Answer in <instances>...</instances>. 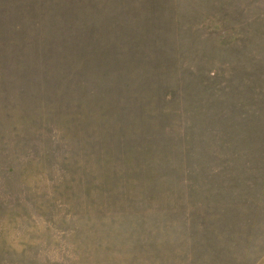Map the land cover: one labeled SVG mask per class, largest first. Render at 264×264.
Instances as JSON below:
<instances>
[{"label": "rangeland", "instance_id": "374dc122", "mask_svg": "<svg viewBox=\"0 0 264 264\" xmlns=\"http://www.w3.org/2000/svg\"><path fill=\"white\" fill-rule=\"evenodd\" d=\"M111 11L150 31L134 56L170 88H152L139 120L100 102L73 122L41 99L85 70L72 60L104 57L73 29ZM0 12V264H264V107L238 137L219 117L204 125L198 104L200 76L223 85L264 65V0H0ZM237 74L229 86L247 91ZM163 94L175 97L158 106ZM162 109L172 116L158 129ZM178 111L190 117L180 127Z\"/></svg>", "mask_w": 264, "mask_h": 264}, {"label": "trees", "instance_id": "16d2710c", "mask_svg": "<svg viewBox=\"0 0 264 264\" xmlns=\"http://www.w3.org/2000/svg\"><path fill=\"white\" fill-rule=\"evenodd\" d=\"M111 12L113 19L110 22H108V20H110L108 18L102 25L99 24V22H95L96 25L94 26L84 27L83 25L73 29L75 36H73L72 39L78 38L81 42L80 45H92L89 47L85 46L87 49L97 50L98 47L102 48L101 51L104 57H98L101 59L96 61L89 60L83 62L80 60L77 65L76 62L72 60L71 67L74 68L77 66L78 69L85 70H79L77 72H71V74H67L66 76H61L63 80L59 83L56 81L55 83L52 82L55 84V87H51L52 90H61H58L57 93L50 98L41 99V103L50 102L49 105L52 106V109H62V107L66 109L67 112H65V114H68L72 121L73 118H75L74 121L85 118L83 117L85 116L83 110L91 111L93 105H100V102L101 105L105 107L108 105L115 107L114 109H117L120 115L118 116L119 118L123 114L125 118L133 117V119L139 120L142 115L141 109L143 105L152 100V88L157 86L166 91L170 88L166 83V78L168 77V82L171 77L169 74L160 79L161 83H152L153 85H150L151 81L149 80L153 79L157 81L159 78V75L156 76V72H152L153 66H155L156 69L158 63L156 64L153 60L146 57H141L140 59V57L134 56L139 49L140 51L143 49H150V43L140 44L138 39L135 40V37L141 33H145L143 36L147 38L146 33L150 31L148 29H144L143 31L139 29L140 31H137L135 25L123 23L128 17L124 20L118 19L115 12ZM5 13L0 12V22L7 21ZM123 13L125 14V9H123ZM14 16L15 14L12 13L8 18L11 20ZM114 20H119L121 23ZM79 21L80 22H77L72 17H67L66 23H69V25L65 28L75 26L73 25L75 23L84 24L81 19ZM0 26H2L4 30V25L2 23H0ZM38 26L39 25H37L36 28H38ZM139 26L143 27L142 24ZM42 27H44V25ZM121 27H123V29L119 31ZM14 28L21 29L22 26L18 25ZM77 29H80L79 32H75ZM83 31L85 32L83 33ZM100 31H103L104 37L99 39L96 33ZM82 36L85 38L84 40L81 39ZM87 49H83L82 52H85ZM129 55H131L130 59ZM145 60L149 63V66H146L147 62ZM243 65L246 66L240 69ZM140 67H146L145 70L147 71L137 72ZM199 67H201L200 64ZM148 69H151V72H149ZM178 72L179 70H177V73ZM235 73H238L237 76L244 79L245 82L242 85L244 89H248L247 91L250 92L249 96L245 97L247 91H237V89H242L241 87L232 88L229 86V82L232 79L230 75ZM251 74H254L255 77H252ZM226 75L229 76V79L223 85L213 82L214 76H219L217 71L214 73V71L211 70V75L207 73L199 77V84L207 89L208 94L204 96L203 102L198 104H204L203 106L206 110L210 108V111H208L210 112V117L208 116V120L204 122V125H211L214 119L219 117L223 125L226 123L230 129L233 127L232 130L229 129L230 131H225V133L239 137L241 135L240 131H242L239 129H241L242 125L253 118H259L260 111L264 107V65L255 67L243 63L235 67L234 73H229V75L226 73ZM146 79L148 80L144 83L143 80ZM142 89L148 93L147 95L149 97L144 93L140 94V90ZM220 89L224 90L221 91ZM147 90H150V92ZM227 91V95L223 97ZM169 96L168 94L160 96L158 106L169 102V99L174 98L175 94H173L172 97ZM238 104H242L243 107L240 109L237 108L236 106ZM162 106H160V108H162ZM214 106L216 107L214 108ZM201 109H203V107H201ZM238 109L239 111L236 114L235 112ZM171 116L172 115L167 113V111L163 113V109L160 110L159 113L154 116L155 119L156 117L161 119L158 124L156 123L157 128L160 129L167 119H171ZM198 117L201 118V116L198 115L197 119ZM187 118L190 119L189 115L178 111L177 114H174L173 119L175 120V124L180 127V124L183 123L184 125V120H186L187 123ZM212 183L216 182L212 181Z\"/></svg>", "mask_w": 264, "mask_h": 264}]
</instances>
